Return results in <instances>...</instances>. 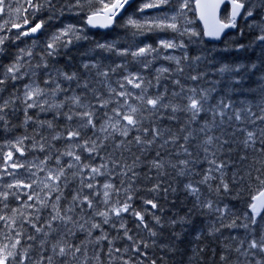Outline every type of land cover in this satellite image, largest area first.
I'll return each mask as SVG.
<instances>
[{
	"label": "trees",
	"instance_id": "obj_1",
	"mask_svg": "<svg viewBox=\"0 0 264 264\" xmlns=\"http://www.w3.org/2000/svg\"><path fill=\"white\" fill-rule=\"evenodd\" d=\"M60 1L61 0L56 3L57 9H59ZM242 1L245 2L246 9H248L249 0L248 2H246L247 0ZM32 2L36 3L37 0H32ZM250 2L259 3L260 0H250ZM172 7L175 6L172 5ZM81 12L82 11L78 10L76 13ZM46 13L49 14L46 17V20L51 15L55 17V20L60 18V14L58 12H51L47 8H42L33 14H38V16L42 15L43 17ZM70 13L73 12H68L65 8L64 14L70 15ZM261 15H264V13L257 9L253 18L260 19ZM191 16L193 22L195 23V29L197 28L195 32L199 33V35L191 38H187L188 35H185L180 38L183 39V42L187 45V52L190 58L196 55H204L206 60L200 61L192 67H189V64L192 63L191 59L188 62L182 61V66L184 67L183 75L176 73L175 71H173V73L171 72L166 74L167 78L161 79L159 82V87L150 88L149 94L154 95L157 92H163L164 89L167 88L169 93L167 98L170 99L171 93L173 91L179 90L178 87H176V85H174L172 82L174 79H179L181 84H186L187 86L199 85L202 87H208L210 85L207 83V81L218 78V75L215 73V68L219 67L221 63H256L258 65L256 69L252 70L251 72L243 73L245 79L242 89L231 94V99L234 102V109H240L245 106L244 102L251 101L253 104L252 110L259 114L258 105L261 103V100L258 92L260 87L258 81L264 77V63H262L264 62V45H253L251 48L241 51H236L234 48L235 44L247 43L257 34L256 32H252L248 29V24L253 18H245L243 15L238 22V26L235 31L229 33L220 43H210L203 39L201 29L199 27L200 25L195 21L194 12H192ZM225 17L226 16H224V18ZM46 28L47 27L45 25L43 32L37 38L24 36L23 41L21 42L23 43L22 45L17 40L14 43V39H7L8 41H6L0 48L3 49V51L0 52V68L12 63L20 53L21 49L26 51L31 49L33 56L30 63L32 65L39 63L40 57L45 51L46 42L55 32L54 29L59 27L55 26V28L50 31ZM241 30L244 31L243 37L240 35ZM85 31L86 34L83 35L87 37L86 40L76 42L69 49H61L59 54L55 55L57 57L55 61L48 63L50 66L49 70H51L53 65L55 67L64 69V71L68 73L77 71L81 79L87 78L90 82L87 97L91 102H94V96L91 89H96L97 81L100 79L103 80L104 78L96 76V70L92 71L91 75L86 76V73H83L81 68L82 63L88 61H99L101 64V70L110 69L116 64L123 63L127 64V67H132L133 70H140L139 65L132 61L131 56H116L115 52H105L103 50L95 49V44L99 41V43L115 42L117 49L130 48L134 50L139 45L135 41V38L139 35L141 38H145V36H143L144 32L142 35L138 34L134 36L133 33L137 30L133 26L123 27L121 25H115L111 31L102 34L99 31H90L88 29ZM153 31H146V37L149 38L152 35L151 38H149V44L155 47L157 45V38L159 35ZM171 36L177 38L175 33H173ZM91 49H95V51H91L90 53ZM62 53H64L63 56ZM182 53L183 51L177 52V54L180 56H182ZM159 55L161 58L155 60L151 68L143 70L142 74L145 77L149 79L154 77V69L161 66L175 69L176 65L173 62L164 60L161 53H159ZM68 56L72 59L69 60ZM25 61H28L27 57H25ZM73 61H76V64ZM122 70L123 69H118L115 73L109 72L108 80L111 77L117 78L121 76ZM22 71H24V69H22ZM203 72L208 73L203 80L194 82L187 79L189 75H196ZM30 79L31 78L26 75L22 79H18L15 82H8L5 85L4 92L0 93V102H2L3 99H8L10 96L20 97V99L15 100L14 104H11L9 108L5 109L4 113L2 114L4 116V120H0V193H7L6 199L3 196H0V216L5 217L3 221L0 220V248H2L4 245H7V250L14 252V258L10 257L8 264H39L42 259L43 264H48V257L52 258V264H124V261L129 259H131L132 264H150L152 260H155L156 264H244L245 257L234 252V250L227 251L228 259L226 262L220 260V255L226 252L224 245H231V247H233L232 249L237 246V240L232 239L233 237L244 239L245 229L223 228L219 233L209 236L206 230L210 226V222L216 220V216L214 214L208 215L204 212V210H201L200 212L193 211L189 213L188 210L192 208L194 200L186 193L184 190V185L189 181L195 182L201 179L205 169L210 167L204 158L205 154L202 151V141L207 135H212L213 137L218 138L215 139L213 145L209 147L211 151L216 152L215 158L217 161L223 160L227 163V167L224 169V172L226 173L225 180H227L229 183L231 191L227 194L221 192V195L217 196L215 193H209L207 188L201 185L200 187L203 193L202 199L211 198L221 207L227 204L232 212L235 213L236 216L240 217V219L237 220L238 224L242 221L247 222L243 220V214L247 212L249 219L252 217L253 213L249 205L253 203V197L264 188V185H261L260 182L255 179L257 175H260L261 178L264 179V154H261L258 151V149L261 147L259 140H257L255 146L252 148H245L243 146L241 141L245 139V132L241 131V129L255 131L257 128H264V123L257 121L256 124L253 125L249 123L247 119L237 121L235 118L231 120L225 118L224 123L220 124L219 118H217L216 123L218 126L211 132L202 133L199 131L201 124L203 123V120L209 119V117L202 114L200 121L192 124L189 129H185V132H181L179 129L185 123L186 114L178 113V120H171L168 117L172 113L169 110H162V115L159 119L145 122V127H151L154 123L164 133L163 136L158 138L156 143L152 145L147 151L142 152L140 146H137L135 143L128 145V147L131 148V151H125L124 149L116 150L115 144L120 139H123L119 136V134H115V139L110 138L104 142L105 147L100 150L99 155L93 154L92 157H89L88 153L83 151V149H75L77 154L81 155L82 163H88L92 166H98L99 164L105 162L108 163V169L112 173L111 177L108 175L97 176L95 182L94 180L87 179L89 170H84L85 182L87 183L91 181V183L96 184L95 191L100 192L99 187H101L103 182H108L109 179L118 188L123 189L124 187H127L129 182H131L132 187L134 189H138V191L133 193V200L131 201L132 206L137 211L147 213L145 215L146 222L149 224V227L153 228L157 232V236H149L146 229L137 227V220L133 216L125 213L122 214V216L124 221L127 222V227L130 229L129 235L133 236V241H129L123 236V229L119 228V223L117 222L116 218L113 217L112 222L116 223L115 228L111 227L110 224L103 225V231L108 235L109 240H101L99 243H96L95 238L101 235V230H94L91 237H87L86 230L90 227L91 222H100L102 218L94 217L92 210L87 209L86 205L84 206V211H81V208L77 207L75 212L70 213L73 217V221L75 222L74 224H68L67 226L62 224L60 221H52V227L50 229L48 227V221L50 220L51 215L54 214L52 212L51 205L55 202L54 198H56L59 193H48L44 190L37 196L39 197V199H37V197L33 195V187H8L9 184L15 185L17 181H22V185L29 183L34 185L35 183H33V181H40L44 174L41 171H38L36 168L30 167L32 163L28 164L27 162L37 161V163L41 164L40 162L45 160L46 157H50L47 159V162L42 165L44 168H60L62 166H66L70 162L71 157L60 156V162L62 163L57 164L56 157L59 155L57 150L60 149L61 151L59 150V152H64V150L69 149L76 143V141L70 142L65 138L52 140L51 137L53 135H55L57 132L66 131L65 126L69 125V122L66 121L62 115H55V110L45 112H41L39 109L28 110V115L33 116L35 120L54 121L53 124L55 127L53 129H49L47 126L40 127L38 124H35L32 121H29L27 124L24 123V104L21 100L23 98L24 85L29 84ZM45 79H47L45 70L40 69L36 80L37 82H40L42 87H46V85L43 83ZM118 80L120 79H114L111 85L112 87L117 88L119 91L120 89L116 83ZM59 83L64 89L74 90L70 96L74 93L81 94L85 91L84 89L77 87L76 81H72L68 85L66 81L61 79L59 80ZM155 84L156 81L153 80V85ZM134 91L138 92L139 90ZM249 91H253L252 93H256V95L253 96ZM100 93L103 95V98H109L110 94L103 83L101 85ZM60 95L61 93L58 94L57 97H60ZM60 101H62L60 98L55 100V102ZM215 102L216 100L214 97L212 103L214 104ZM113 103L114 104H110L106 109L109 114H111V108L116 106V102L113 101ZM69 109L70 105L66 104L61 111L65 112V110L69 111ZM106 111L104 109H97L98 115ZM232 114L233 109H229L228 115L231 116ZM242 115L246 116L247 114L242 113ZM99 122L100 121H97L98 124ZM19 123L22 128L20 127ZM74 123L76 124L75 119L69 126H75ZM164 129H170V131H164ZM188 130L194 131V138L190 139L186 145L189 148V151L192 152V156H186L182 152L180 155H177V153L180 152V146L185 143L182 137ZM87 131L85 132L86 134H82V139H88L93 135L92 130ZM173 134L180 136L181 139L175 143L169 140V142L161 148L160 145L163 144L164 140L168 139V137ZM135 135H142L145 139H148L151 137L152 133L151 131L147 134L133 131L130 133L127 139L131 140ZM25 136L28 137V139L23 140V143L17 146L16 141ZM41 136L44 137L43 141H41ZM222 140H227L228 143L224 144L223 148L221 149L220 141ZM41 142L45 144V151H40L38 147H33L34 144ZM17 147H20L24 150L23 155L17 151ZM9 152L12 153L11 159L8 158ZM157 152L160 153L159 158H163L164 160L171 159L174 163L181 159H189L190 161H194V163H190L189 165V167L193 169V174L180 177L176 175L177 170L166 166L165 171L167 174L158 177L157 170L150 168V162L153 159L158 158L156 156ZM136 157H139V160H136ZM241 157H246V159H241ZM208 159H212V157L209 156ZM134 160H136L135 165H133ZM112 161H117V163L113 165ZM13 163L23 164L25 167L13 169ZM129 167H132L133 170L138 174L135 178L132 177V172L128 171ZM75 170L76 169L67 170L69 178L71 177V172ZM125 171L127 172L126 176L120 174L121 172ZM233 174H235V182L233 181ZM149 177L151 178L149 179ZM121 181L124 183H121ZM156 183H161V189L159 190L158 194L147 190ZM211 183L213 187H215L219 183V180H213ZM60 184L61 190L63 192V196L60 200V209L63 210L71 204L72 195L79 190V180L72 181V183H70L66 188L63 187L62 181ZM165 188L168 189L167 192L164 191ZM173 189H175V191H173ZM92 191L93 190L85 188L83 189L81 195H89ZM29 196H32L31 200L28 198ZM101 197L102 195L94 197V203L97 204V208L99 210H103L104 208L102 204L97 203L102 201L103 197ZM115 199L116 197L113 195V200ZM120 199H124L123 191L120 193ZM147 199L155 200L159 204V208L151 209L150 205H145L143 201ZM40 200L45 201V205L47 206L42 205ZM153 212L155 215L161 218V223L163 225L162 227L157 225L155 220L152 219L151 213ZM184 216L188 217L190 223H177L175 226L170 224L171 220H178L180 217ZM261 217H264V212L261 214ZM261 217H256V219L259 223H264V221L261 220ZM13 220L15 221L14 225L12 223ZM228 220L229 217H226L225 223H227ZM80 223L84 224L85 231H80L78 229V225ZM216 226L219 227V223H217ZM36 228H42L43 231L37 232ZM68 229H71L72 232H75V235L73 236L68 231ZM176 233L180 234L179 239H177V236L175 235ZM198 233L201 234V238L199 240L196 239ZM257 235H259L258 227ZM29 237H34V239H29ZM140 240H144L149 245V247L144 248L143 245H140V252H134L133 242H139ZM17 241H19V243H16ZM42 241L43 243H41ZM109 241H112V243L110 244ZM153 241L155 243H153ZM81 242H83V244ZM13 244L16 245L15 249L12 248ZM69 244L81 246V252L75 253V256L72 254L60 256L58 254L59 247H67ZM53 245H57L55 252L53 251ZM184 246H187L185 247L186 249ZM109 247L113 248L112 253L108 252ZM125 248L128 249L127 252L124 251ZM194 248L197 252H199L200 248H203L204 251L199 252V255L194 257ZM115 249H120V251L116 252ZM144 252L147 253V256L142 255ZM248 259L252 260L254 264V258L248 257Z\"/></svg>",
	"mask_w": 264,
	"mask_h": 264
},
{
	"label": "snow or ice",
	"instance_id": "obj_2",
	"mask_svg": "<svg viewBox=\"0 0 264 264\" xmlns=\"http://www.w3.org/2000/svg\"><path fill=\"white\" fill-rule=\"evenodd\" d=\"M59 0H37L36 3H33L32 0H27L29 8L33 9V13L39 11L42 8H47L51 12H58L60 15L64 14L65 8L68 12H73L75 9H79L82 12H90L91 14L87 15L86 23L87 25L97 26L100 19L101 14H103L104 23L100 26L109 27L116 15H118V10L122 9L128 0H114L111 3H103V0H99L101 7L99 10H93L94 8V0H63L64 6L57 9L56 3ZM169 0H159V4H167ZM158 4H145L144 7H158ZM196 7L201 9V14L203 17V12L205 9L212 8L215 9L218 7L216 4H208L206 2H198ZM189 8L188 0H177L174 15L166 16L162 20H158L154 24L151 22L139 23L136 20L129 19L127 21L128 25L133 26L137 31L133 33V35L143 34L144 31H153V30H170L175 33L177 37H183L188 35L189 38L192 36H198L199 33L195 31L188 30L181 24V18L185 16V9ZM244 9V4L236 2L233 0V9L231 13V17L229 23H221L218 22V26L208 31L206 35L214 38H219L221 32L228 27H236V18L240 14V10ZM259 9L262 13H264V0H260L259 3H252L249 0V8L245 10L244 16L245 18H253L255 11ZM5 11V3L4 0H0V13ZM20 11V9H17ZM27 11V9H25ZM52 17L50 16L49 19ZM169 21V22H165ZM25 24L28 23L27 19L24 21ZM46 21L41 20L36 23L35 26L31 27L28 31L23 33H19V35H29L30 33H37L42 29L43 25ZM12 27L20 28L22 25L13 24ZM248 29L252 32H256L257 34L249 40L247 43H238L234 45L236 51L247 50L251 48L253 45L261 46L264 45V15H261L260 19L253 18L249 24ZM82 29L77 28L75 25L68 24L64 28L57 30L54 32L49 40L46 42L45 51L43 55L40 57V62L32 65L30 63L31 58L33 56V52L31 49L24 50L21 49L20 53L17 55L15 60L7 66H3L0 68V93H3L5 90V85L8 82H15L18 79H22L24 76H29L32 78V82L30 84L24 85L23 89V98L22 103L24 104V112H25V120L24 123L27 124L29 121H32L35 124H38L40 127L47 126L49 129H53L55 125L52 121H39L35 120L33 116L28 115L29 109H39L41 112L57 110L55 112L56 116H63L66 121L71 122L75 119V126L66 125V131L57 132L51 138L52 140H59L61 138H65L69 141H76V143L65 150L64 152H57L59 155L56 157L57 164L60 163V156H68L72 158V161L69 162L66 166H62L57 170L49 169L47 170V175L44 178V181H33V183H44V187H50L48 183L45 181H55L57 182L54 186H51L50 191L59 193L55 202L51 205L52 212L50 220L48 221V227L51 229L52 221H60L64 225L74 224L73 217L70 213L75 212L76 208H81V211H84V206L86 205L87 209L92 210V214L94 217L102 218L100 222H91L90 227L86 230L87 237L92 236V232L94 230H101V235L95 238L96 243H99L101 240H109V237L103 231V225H109L113 228L116 227V223L112 222L113 217L116 218L119 223V228L123 229V236L126 237L129 241H133V236L129 235L130 229L127 227V222L124 221L122 214H130L137 220V227L146 229L148 235L151 237L157 236V232L149 227V224L145 220L146 212L137 211L133 206L131 201L133 200V193L138 191V189H134L132 187V183L129 182L127 187L123 189L118 188L115 184L111 182L109 179L108 182L103 183L102 188L103 192H97L96 184L91 182H85L84 170L88 169L87 179L96 180L97 176L108 175L111 177L112 173L108 169V163H101L98 166H92L88 163H82L81 155L77 154L75 149H83L86 153H88L89 157H92L93 154L99 155L100 150L105 147V141L112 138L115 139V134H119L120 139L115 144V149H124L125 151H131V148L128 145L135 143L137 146H140L141 151H147L154 145L158 138L163 136V132L159 127H157L154 123L151 127H145V122L149 120L159 119L162 115V110H169L172 114L168 117L171 120H178V113L186 114L185 123L181 126L179 131L185 132V129H189L192 124L200 121L202 114L204 116L209 117V119L203 120L199 131L211 132L218 125L216 123L217 118H219L220 124H223L225 118L231 120L235 118L237 121H242L247 119V121L253 125L256 124L257 121L264 123V77H262L258 84L260 85L258 92L260 95L261 103L258 105L259 114L252 110L253 104L251 101H246L245 106L240 109L233 108V100L231 99V94L236 93L242 89V85L244 82L245 72H251L256 69L258 65L256 63L251 64H243V63H221L219 67L215 68V73L218 75V78L215 80L207 81L210 85L208 87L202 86H185L181 84L179 79H174L172 82L174 85L178 87V91H173L171 93V98L168 99L169 96L168 89L165 88L163 92H157L154 95L149 94V89L153 87H159V82L162 78H167L166 74H169L173 71L183 75L184 67L182 66V61L188 62L190 59L192 61L189 64V67L196 65L198 62L206 60L204 55H196L194 57H189L187 52V45L183 42V40L170 39V40H159L157 45L154 47L151 44H147L143 47H138L136 50H132L130 48L117 49L116 43H99L95 44V49L103 50L105 52H115L117 56L127 57L131 56L132 61L137 63L140 67V71L132 72L128 71L127 64H116L114 67L110 69L101 70V64L99 61H89L81 64V68L85 70L86 76L91 75L92 70L95 71V75L98 77H103L102 81H98V83H103L108 91L109 98H103L101 93H98L96 89H91L95 103L87 100V92L89 90V80L84 78L81 82V78L77 72H65L62 68L52 66L51 70H49L48 57H53L59 54L61 49H69L76 42L81 40H86L87 37L81 35ZM240 35L244 36V31L241 30ZM4 37H0V44H3ZM95 49H91V51H95ZM161 49H182V56L177 57L175 55H165L162 58L164 60L173 62L176 67L175 69H171L168 67H158L154 69L155 76L151 79L145 77L142 73L144 69L151 68L152 64L158 58H161L159 53ZM3 49H0L2 52ZM25 57L28 58V61H25ZM69 59H71L69 57ZM264 63V62H262ZM24 69V71H22ZM40 69L45 70V75L47 79L43 81L44 85H54V87H41L37 82L36 77L38 76V72ZM118 69H123L126 74L122 76L120 80L116 83L118 85L119 91L117 88L112 87L111 83L108 81L109 72L115 73ZM207 72L198 73L196 75H189L187 79L198 82L203 80L207 76ZM64 80L68 82L76 81L77 87L82 88L85 91L81 94H73L71 96H66L64 100L60 102H55V97L61 92H66L59 80ZM153 80L156 81V84L153 85ZM127 85H131L130 90ZM134 90H139L134 91ZM222 93V95H221ZM253 96L256 93H252ZM49 97H51L52 101L50 103ZM216 102L213 104L212 100L214 99ZM122 98V99H121ZM16 99H20V97L10 96L8 99H3L0 102V120H4V116L2 115L5 109L9 108L11 104L15 103ZM116 102V106L111 108L109 112H103L98 115L97 109H107L110 104ZM70 105V109L68 112L59 111L65 107V105ZM47 106V107H46ZM233 109V114L231 116L228 115V110ZM242 113H246L244 116ZM97 121H100L99 124ZM87 130H92L93 135L88 139H82V134ZM136 131L138 133L147 134L151 131L152 135L150 138L145 139L142 135H135L131 140H128L130 133ZM164 131H170V129H164ZM241 131L245 132V139L241 141L245 148H252L255 146L257 140L261 147L258 151L261 154H264V128H257L255 131H248L247 129H241ZM194 138V131L188 130L186 134L182 137L184 140V144L180 146V152L177 155H180L181 152L186 156L191 157L192 152L189 151V148L186 146L190 139ZM28 139V137H22L16 141V145L23 143V140ZM181 137L178 135H171L168 139H165L163 144L160 147H164L165 144L169 142V140L173 143L180 140ZM218 139L213 137L212 135H207L206 138L202 141L205 160L210 165L201 179L198 181H189L184 185V190L186 193L191 196L194 200L192 208L189 209V213L196 211L200 212L204 210V212L208 215H215L216 220L210 222V226L207 228V234L209 236H213L216 233H219L223 228L235 229V228H243L245 229V237L244 239H238L237 237H233L232 239L237 240V246L232 249L231 245H224L226 252L220 255L221 261H227V251L234 250L236 253H239L241 256L245 257L244 264H253L252 260H249L248 257L254 258V264H264V223H259L256 217H261V213L264 212V191H262L259 197H253L254 201H258V203H252L249 207L252 210V217L249 219L248 213L245 212L243 214V220L247 222L237 223V220L240 217L236 216L235 213L228 207L227 204L223 205V207L219 206L216 202H214L211 198L202 199L203 193L201 191V185L205 186L209 193H215L217 196L221 195V192L227 194L231 191L230 185L225 180L226 173L224 169L227 167V163L223 160L217 161L216 152L211 151L209 146H212L214 140ZM44 140V137L41 136V141ZM99 141V143H98ZM227 140L220 141V148H223L224 144H227ZM33 147H38L40 151H45V144L38 143L34 144ZM17 151L23 155L24 150L20 147H17ZM157 159H153L150 162V168L157 170V176L166 175L165 168L170 167L176 171V175L183 177L186 175L193 174V169L189 167L190 163H194V161H190L189 159H181L177 162H172L171 159L164 160L160 157V153L157 152ZM211 156L212 159H208ZM12 153H8V158L11 159ZM50 157H46L45 160L41 161V165L47 162V159ZM241 159H246V157H241ZM136 160H139V157H136ZM136 160L133 161V165L136 164ZM113 165L117 163V161H112ZM25 165L23 164H12V168H23ZM30 167H39L35 164ZM68 169H76L71 172V177L67 173ZM43 167H39V171H44ZM128 171L132 172V177L135 178L138 174L133 170L132 167L128 168ZM259 171V170H257ZM218 175H215V174ZM121 175L126 176L127 172H121ZM250 175V174H249ZM151 177H149L150 179ZM256 180L260 182L261 185H264V179L261 178L260 175L255 177ZM79 180V190L76 191L71 197V204L64 208L60 209V200L63 196V192L61 190L60 182H63V187H68L72 181ZM219 180V183L213 187L212 181ZM233 181L235 182V174H233ZM98 183V181H97ZM121 183H124L121 181ZM23 184L22 181H17L15 185L9 184L8 187H20ZM26 188H31L32 183L24 184ZM93 190L89 195H81L83 189ZM161 189V183L154 184L151 188L147 189L153 193H159ZM123 191L124 199H120V193ZM165 192L168 191L167 188L164 189ZM175 191V189H173ZM102 195V201L97 203L102 204L104 206L103 210H99L97 208V204L94 203V197ZM113 195H115L116 199L113 200ZM0 196H3L5 199L7 198V193H0ZM30 200L32 196L28 197ZM39 199V197H37ZM42 205H45V201L40 200ZM143 203L145 205H150L151 209L159 208V204L153 199L144 200ZM47 206V205H45ZM31 207V206H29ZM15 211V210H14ZM152 219L155 220L157 225L163 226L161 223V218L155 213H151ZM229 217L227 223H225V218ZM5 219V217L0 216V220ZM261 220L264 221V217H261ZM14 224L15 221L13 220ZM31 223V221H30ZM177 223H190L187 216L180 217L178 220H171L170 224L175 226ZM219 223V227L216 224ZM257 226L259 228V235H257ZM78 229L80 231H85L84 224L80 223L78 225ZM37 232L43 231L42 228H36ZM68 231L74 236L75 232H72L71 229ZM47 235V233H46ZM177 239H179V233L175 234ZM201 238V234L198 233L196 239L199 240ZM29 239H34V237H29ZM90 242V241H89ZM16 243H19L17 241ZM43 243V241L41 242ZM83 244V242H81ZM111 244L112 241H109ZM153 243H155L153 241ZM140 245H143L144 248H148L149 245L144 241L140 240L139 242H133V251L140 252ZM16 245L13 244L12 248L15 249ZM8 246L4 245L0 248V264H8L9 258H14V252L7 250ZM57 249V245H53V251L55 252ZM243 249V251H242ZM113 248L109 247L108 252L112 253ZM116 252H119L120 249H115ZM125 252L128 251L127 248L124 249ZM204 249L200 248L199 252H203ZM81 252V246L67 245V247H59L58 254L60 256H65L68 254H72L75 256V253ZM199 252L196 249H193L194 257L199 255ZM142 255L147 256V253L144 252ZM48 264H52V258L48 257ZM39 264H43V259L39 262ZM124 264H132L131 259L124 261ZM150 264H156L155 260H152Z\"/></svg>",
	"mask_w": 264,
	"mask_h": 264
},
{
	"label": "rangeland",
	"instance_id": "obj_3",
	"mask_svg": "<svg viewBox=\"0 0 264 264\" xmlns=\"http://www.w3.org/2000/svg\"><path fill=\"white\" fill-rule=\"evenodd\" d=\"M176 2H177V0H169L166 10H163L161 12L153 10L149 14L144 15V12H142V11L145 8H147V7L142 6L143 2L140 1L139 9H138V12L140 13V15L136 16V17H133V18H130V19L136 20L139 23L151 22V23L154 24L155 22H157L158 20H162L166 16L174 15L175 14V12H174L175 7H172V5L175 6ZM188 2H189V8L184 10L186 16L181 18V24H183V26L185 28H187L188 30L196 31L197 28L195 29V26H194L195 23L193 22L192 16H191L192 12H194L193 2L191 0H188ZM246 2H248V0ZM4 3H5V11L3 13H0V33H1L0 37L6 38V39H4L3 44L6 41H8L7 39L10 36L12 25L13 24H20V23L23 22V15L25 13V9H29L28 13H30V14L33 12V9L28 8L27 0H4ZM98 4H100L99 0H94V5L97 6ZM151 4L161 5V4H159V0H151ZM63 6H64V4H63ZM154 8L156 9L157 7H154ZM17 9H20V11H17ZM51 17H52L51 19H49V18L47 19V22H49V23L52 22L51 24L48 23V25H50V26H47V28H46L49 31L53 30L55 28V26H58L60 29H62L66 25H68L67 23H57V22L54 21L55 17H53V15H51ZM195 21H196V17H195ZM165 22H169V21H165ZM196 23H197V21H196ZM72 25H75L77 28H81L82 29L81 35L86 34L85 29L83 28V26L80 25V23L72 24ZM126 26H131V25H128V23H127ZM59 28L54 29V31L56 32ZM153 32L159 35V37L157 38V41L162 40V39L163 40H170V39L183 40L180 37L176 38V37L171 36L173 34V32H171L170 30H154ZM146 35H147L146 31H144L143 36H145V38H141L140 35L135 38V41L139 44L136 48L143 47V46L147 45V43L148 44L150 43L149 38H151L152 35L149 38L146 37ZM13 37L16 38V35H13ZM192 37H194V36H192ZM187 38H189V36ZM15 42L16 41H14V43ZM120 43H121V41H120ZM3 44H0V48L2 47ZM134 50H136V49H134ZM63 51H65V50H63ZM182 51H183L182 49H167V50L161 49L160 53L162 54V56L175 55V56L179 57L180 55H178L177 52H182ZM53 59L55 61L56 56L49 57L48 58V62H54ZM39 62H40V60H39ZM127 69H128V71H132V72L140 71L138 69L137 70L136 69L133 70L132 67H127ZM92 71H94V70H92ZM83 73H85V71H83ZM125 74H126V72L124 70H122L121 76H119L117 78L111 77V78H109L108 81H109V83H112L114 79H121L122 76L125 75ZM99 81H102V80L100 79ZM31 82H32V78L30 79L29 84ZM38 83L40 84V82H38ZM66 83L68 85L70 84L68 81H66ZM96 85H97V88H96L97 92L100 93V89H101L102 83H98V81H97ZM49 87H54V85H49V86H46L45 88H49ZM127 87L130 90H132L131 89V85H127ZM71 90L73 91V89H71ZM71 90H67L66 92H61L60 97L56 96L55 100L56 99L58 100V98H60L61 100H64L66 96H70L69 93H72ZM105 99H107V98H105ZM49 100H50V103L53 102L51 97H49ZM87 100L90 101V99L88 97H87ZM93 103H95V98H94V102ZM61 110H59V111H61ZM104 110L106 111V109H104ZM55 111H57V110H55ZM65 112H68V111L65 110ZM71 161H72V158L70 159V162ZM27 163L28 164L32 163V165L35 164V165H37L39 167H43L41 164L37 163V161L27 162ZM61 163L62 162H60V164ZM39 167H34V168H36L39 171ZM44 169H45L44 171H41L44 175L42 176L40 181H44V178L47 175V170L52 169V170L55 171V170L59 169V167L44 168ZM45 183H48L50 185V187H47V188L44 187V183H35L32 186L33 187V195H35V197H37L44 190L47 191L48 193H54L53 191H50V188H51V186H54L57 182H55V181H45ZM103 183H105V182H103ZM20 187L22 188L23 185H21ZM99 189L100 190L102 189L101 192H103V188L102 187H99Z\"/></svg>",
	"mask_w": 264,
	"mask_h": 264
},
{
	"label": "water",
	"instance_id": "obj_4",
	"mask_svg": "<svg viewBox=\"0 0 264 264\" xmlns=\"http://www.w3.org/2000/svg\"><path fill=\"white\" fill-rule=\"evenodd\" d=\"M132 1L133 0H128V3H126L122 9L118 10V15L115 16L113 23L109 27L105 28V27L100 26L101 24H103L105 22L104 19H103V14H101V19H100V21H99L97 26L88 25V27L91 28V29L101 30V31H105V30L111 29L113 27V25H114L115 19L120 15L122 10H124L127 6H129L131 4ZM193 1H194V6H195V12H196V20L202 27V33H203V37H204L205 41L211 42V43H219V42L222 41V39L224 38V36L226 34H228L229 32H231V31L236 29V27L235 28H233V27L225 28L221 32L219 38H214V37H210V36L206 35V33L208 31H210L213 28L218 26V22L229 23V22H225V21L221 20V11H222L223 7L226 4H228L229 5V10H230V13H229V19H230L231 13H232V9H233V0H193ZM198 2H206V3L210 4V5L211 4H216V5H218V7H216L215 9H212V8L205 9L204 12H203V17H202L201 9L196 7ZM236 2L242 3V2H240L238 0H236ZM244 9H245V6H244ZM244 9L240 10V14L236 18L237 21L241 18V15L243 14ZM26 28H27V26H26ZM42 29H43V27H42ZM42 29L39 30L37 33H34V34L30 33L29 36L30 37L38 36L41 33ZM262 191H264V188L255 197H259V195H260V193ZM261 199H264V197H261ZM253 203H258V201H254L253 200Z\"/></svg>",
	"mask_w": 264,
	"mask_h": 264
},
{
	"label": "flooded vegetation",
	"instance_id": "obj_5",
	"mask_svg": "<svg viewBox=\"0 0 264 264\" xmlns=\"http://www.w3.org/2000/svg\"><path fill=\"white\" fill-rule=\"evenodd\" d=\"M140 1L143 2V5L142 6H144L145 4H151V0H136L133 4L129 5L124 10H122V12L120 13V15L115 20V25H119L120 23H122L124 21V19L129 18L130 12H133L134 10L139 9ZM111 2H114V0H103V3H111ZM167 5H168V3L167 4H161L156 9L154 7L145 8L142 12H144V15L149 14L153 10L154 11L161 12L163 10H166ZM62 6L63 5L60 3L59 8L62 7ZM100 7H101V5L96 10H99ZM28 12H29V9H27V11H25V13L23 15V24H21V23L19 24V25H23V26L20 27V28L12 27L11 28V32H10V36H9L8 39H12L13 38V35H15L14 32H17V36H18L19 33H23L25 31H27V29H23V27L33 26L36 23L40 22L41 20L46 21V23L44 25H47L48 22L46 20V17L49 15L48 13H46L43 16L44 17V19H43L42 15L38 16V14H33V12L30 14ZM25 19H27V21H28L27 24L24 23ZM54 21L57 22V23L76 24V15H75L74 12L73 13H70V15H69V17L67 19L66 14H63V15H60V18L59 19H56V20L54 19ZM0 35H1V33H0ZM24 36L27 37L28 35H22V34L19 35V43L21 45L23 44L21 42L23 41V37Z\"/></svg>",
	"mask_w": 264,
	"mask_h": 264
},
{
	"label": "bare ground",
	"instance_id": "obj_6",
	"mask_svg": "<svg viewBox=\"0 0 264 264\" xmlns=\"http://www.w3.org/2000/svg\"><path fill=\"white\" fill-rule=\"evenodd\" d=\"M260 14H261V13H260ZM185 16H186V15H185ZM256 18H257V16H256ZM257 19H258V18H257ZM147 20H148V19H147ZM48 23H49V22H48ZM48 23H47V24H48ZM53 25H54V24H53ZM53 25H52V26H53ZM56 25H57V24H56ZM58 25H59V24H58ZM48 26H49V25H48ZM54 26H55V25H54ZM46 27H47V25H46ZM56 27H57V26H56ZM50 28H51V27H50ZM53 28H54V27H53ZM126 32H127V31H126ZM101 34H102V33H101ZM123 37H124V36H123ZM110 38H111V37H110ZM87 41H88V40H87ZM99 42H100V41H99ZM148 42H149V41H148ZM147 44H148V43H147ZM92 46H93V45H92ZM189 46H190V45H189ZM85 47H86V46H85ZM120 47H121V46H120ZM32 48H33V47H32ZM88 48H89V47H88ZM93 48H94V47H93ZM72 50H74V49H72ZM80 50H81V49H80ZM80 50H79V51H80ZM76 51H77V50H76ZM82 51H83V50H82ZM86 51H87V50H86ZM86 51H85V52H86ZM67 52H69V51H67ZM71 52H72V51H71ZM83 52H84V51H83ZM90 53H91V52H90ZM97 53H98V52H97ZM63 54H64V53H62V56H63ZM67 54H68V53H67ZM71 54H72V53H71ZM78 54H79V53H78ZM80 54H81V53H80ZM86 54H87V53H86ZM221 54H222V53H221ZM62 56H61V58H62ZM65 56H66V55H65ZM65 56H64V57H65ZM103 56H104V55H103ZM116 56H117V55H116ZM207 56H208V55H207ZM68 57H69V56H68ZM80 57H81V55H80ZM48 58H49V57H48ZM56 58H57V57H56ZM77 58H78V57H77ZM87 58H88V57H87ZM100 58H101V57H100ZM67 59H68V58H67ZM71 59H72V58H71ZM89 59H90V57H89ZM89 59H88V60H89ZM101 59H102V58H101ZM64 60H65V59H64ZM69 60H70V59H69ZM77 60H78V59H77ZM53 61H54V59H53ZM60 61H61V60H60ZM105 61H106V60H105ZM73 62H74V61H73ZM75 62H76V61H75ZM75 62H74V63H75ZM107 62H108V61H107ZM70 63H71V62H70ZM75 64H76V63H75ZM107 64H108V63H107ZM52 66H53V65H52ZM65 66H66V65H65ZM69 66H70V65H69ZM78 66H79V65H78ZM106 66H107V65H106ZM130 66H131V65H130ZM170 66H171V65H170ZM60 67H61V66H60ZM70 67H71V66H70ZM72 67H73V66H72ZM66 69H68V68H66ZM76 69H77V68H76ZM76 69H75V70H76ZM79 69H80V68H79ZM63 70H64V69H63ZM71 70H73V69H71ZM75 70H74V71H75ZM119 70H120V69H119ZM136 70H137V69H136ZM66 71H67V70H66ZM69 71H70V70H69ZM82 71H84V70L82 69ZM150 71H151V70H150ZM76 72H77V71H76ZM69 73H71V72H69ZM172 73H173V72H172ZM79 76H80V75H79ZM82 77H83V76H82ZM82 79H83V78H82ZM82 79H81V80H82ZM252 79H253V78H252ZM169 80H170V79H169ZM160 81H161V80H160ZM170 81H171V80H170ZM248 81H249V80H248ZM74 82H75V81H74ZM111 82H112V81H111ZM69 83H70V82H69ZM161 83H162V82H161ZM254 83H255V82H254ZM74 85H76V84H74ZM168 85H169V84H168ZM185 85H186V84H185ZM252 85H253V84H252ZM186 86H187V85H186ZM75 87H76V86H75ZM75 87H74V88H75ZM176 87H177V86H176ZM249 87H250V86H249ZM253 87H254V86H253ZM256 87H257V86H256ZM153 88H154V87H153ZM251 89H252V88H251ZM246 90H247V89H246ZM71 91H72V90H71ZM73 91H74V90H73ZM73 91H72V92H73ZM75 91H76V90H75ZM151 92H152V91H151ZM154 92H155V91H154ZM170 92H171V91H170ZM249 92H251V91H249ZM252 92H253V91H252ZM252 92H251V93H252ZM246 93H247V92H246ZM69 94H71V93H69ZM93 96H94V95H93ZM248 96H249V94H248ZM90 97H91V96H90ZM169 98H170V97H169ZM19 101H20V100H19ZM21 101H22V100H21ZM114 102H115V101H114ZM112 104H114V103H112ZM67 111H68V110H67ZM64 121H65V120H64ZM53 122H54V121H53ZM74 122H75V121H74ZM21 124H22V123H21ZM74 124H75V123H74ZM19 125H20V123H19ZM20 127H21V125H20ZM21 128H22V127H21ZM87 132H89V131H87ZM90 132H91V131H90ZM85 134H86V133H85ZM91 134H92V133H91ZM51 135H53V134H51ZM2 137H3V136H2ZM4 137H5V135H4ZM82 138H83V137H82ZM3 140H4V138H3ZM70 142H71V141H70ZM58 143H59V142H58ZM63 145H64V144H63ZM6 148H7V147H6ZM48 150H49V149H48ZM59 150H60V149H59ZM60 151H61V150H60ZM64 151H65V150H64ZM58 154H59V153H58ZM96 160H97V159H96ZM100 161H101V160H100ZM94 162H96V161H94ZM101 180H102V179H101ZM132 180H134V179H132ZM90 182H91V181H90ZM94 182H95V180H94ZM105 182H106V181H105ZM102 184H103V183H102ZM101 187H102V186H101ZM101 190H102V189H101ZM101 190H100V192H101ZM184 195H185V194H184ZM101 198H102V197H101ZM101 198H100V200H101ZM185 198H186V197H185ZM54 199H55V198H54ZM187 200H189V199H187ZM2 221H3V220H2ZM27 224H28V222H27ZM13 225H14V224H13ZM67 226H68V225H67ZM74 227H75V226H74ZM56 228H57V227H56ZM132 228H133V227H132ZM13 232H14V231H13ZM165 233H166V232H165ZM168 233H169V232H168ZM170 233H171V232H170ZM116 234H117V233H116ZM228 234H229V233H228ZM5 235H6V234H5ZM168 235H169V234H168ZM79 236H80V235H79ZM79 236H78V237H79ZM229 236H230V235H229ZM235 236H236V235H235ZM173 237H175V236H173ZM156 238H158V237H156ZM167 238H169V237H167ZM78 239H79V238H78ZM224 239H225V238H224ZM224 239H223V240H224ZM49 240H50V239H49ZM162 240H163V239H162ZM165 241H166V240H165ZM167 241H168V240H167ZM229 241H230V240H229ZM159 242H160V241H159ZM181 242H183V241H181ZM181 242H180V244H181ZM184 242H185V241H184ZM174 243H175V242H174ZM234 243H235V242H234ZM162 245H163V243H162ZM167 245H168V244H167ZM183 245H184V244H183ZM36 246H37V245H36ZM164 246H166V245H164ZM185 247H187V246H184V248H185ZM27 248H28V247H27ZM158 248H160V247H158ZM232 248H233V247H232ZM163 249H164V248H163ZM185 249H186V248H185ZM34 250H35V249H34ZM165 250H166V249H165ZM168 250H169V249H168ZM179 251H180V250H179ZM182 251H183V250H182ZM101 252H102V251H101ZM234 252H235V251H234ZM17 253H18V252H17ZM94 253H95V252H94ZM104 253H105V252H104ZM178 253H179V252H178ZM230 254H231V253H230ZM234 255H235V254H234ZM128 256H129V255H128ZM104 258H105V257H104ZM13 264H14V263H13ZM106 264H107V263H106Z\"/></svg>",
	"mask_w": 264,
	"mask_h": 264
}]
</instances>
